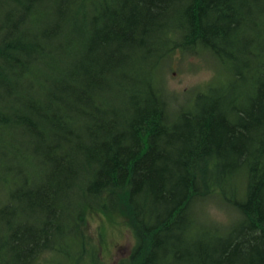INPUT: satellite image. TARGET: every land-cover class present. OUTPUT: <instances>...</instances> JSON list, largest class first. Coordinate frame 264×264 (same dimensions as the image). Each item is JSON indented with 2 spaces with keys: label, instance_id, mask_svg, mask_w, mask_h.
Wrapping results in <instances>:
<instances>
[{
  "label": "trees",
  "instance_id": "16d2710c",
  "mask_svg": "<svg viewBox=\"0 0 264 264\" xmlns=\"http://www.w3.org/2000/svg\"><path fill=\"white\" fill-rule=\"evenodd\" d=\"M208 52L225 85L170 104ZM0 264L124 216L118 264H264V0H0ZM218 197L232 221L198 217Z\"/></svg>",
  "mask_w": 264,
  "mask_h": 264
},
{
  "label": "rangeland",
  "instance_id": "374dc122",
  "mask_svg": "<svg viewBox=\"0 0 264 264\" xmlns=\"http://www.w3.org/2000/svg\"><path fill=\"white\" fill-rule=\"evenodd\" d=\"M164 79L170 104L177 108L190 103L196 91L210 85H225L230 77L208 52L186 53L176 48L167 59ZM4 194L0 190V203ZM198 217L215 225H225L232 221L233 214L215 197L200 208ZM134 244L133 231L124 216L109 217L89 210L74 244L62 250L46 251L33 264H118L127 258Z\"/></svg>",
  "mask_w": 264,
  "mask_h": 264
}]
</instances>
